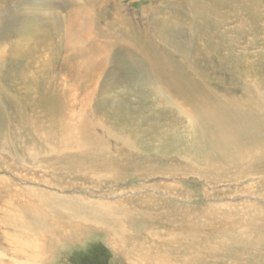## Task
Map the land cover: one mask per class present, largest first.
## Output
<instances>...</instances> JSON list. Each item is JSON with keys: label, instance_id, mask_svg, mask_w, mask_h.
Masks as SVG:
<instances>
[{"label": "rangeland", "instance_id": "374dc122", "mask_svg": "<svg viewBox=\"0 0 264 264\" xmlns=\"http://www.w3.org/2000/svg\"><path fill=\"white\" fill-rule=\"evenodd\" d=\"M71 1L0 0V96L28 108V119L14 115L17 139L0 144V264H132L125 253L133 245L115 248L92 220L106 202L122 203L137 220L155 203L172 216L178 211L170 207H183L213 217L211 226L240 230L241 214H264V147L212 143L189 102L264 97V0H93L96 31L68 43ZM112 5L122 30L106 25ZM154 54L184 63L158 66ZM71 63L83 64L74 76ZM52 75L75 92L74 121L86 127L79 145L31 134ZM26 87L35 88V98L17 95ZM77 155L102 165L94 173L61 167ZM17 200H42V214L73 218L79 229L60 238L49 220L15 211ZM132 226L133 234L148 229L142 221ZM49 231L54 235L31 246L15 240Z\"/></svg>", "mask_w": 264, "mask_h": 264}, {"label": "bare ground", "instance_id": "6f19581e", "mask_svg": "<svg viewBox=\"0 0 264 264\" xmlns=\"http://www.w3.org/2000/svg\"><path fill=\"white\" fill-rule=\"evenodd\" d=\"M92 1L93 0H73L69 5H67V11H69L70 14L68 17L65 15L64 21H67L68 24L64 28V32L65 39L68 43H71L73 39H76L77 42L79 36H91L94 31H96V28H94V24H96V5H94ZM115 8L116 5H112L111 9L113 12L107 15L106 25H111L114 26V29L122 30L121 26L124 22L115 12ZM2 10L3 8L0 12ZM99 14L102 13L99 12ZM100 32L103 34L107 31L100 29ZM139 47L141 46L139 45ZM154 55V64L165 68L167 67L157 64L156 61L162 60L165 64L171 66V68L184 63L181 60L176 62L177 59H174L175 61H173L171 58L166 57V55L163 54L161 55L162 57L159 56V54ZM182 56L183 54L181 57ZM66 61L69 62L68 59ZM0 67H3L2 62H0ZM80 67H83V64L74 63L71 65L69 67L70 74L74 76L73 72L77 71ZM86 75L87 73H84L82 76L85 77ZM178 80H181V78L176 77V80L169 81ZM48 83V90L46 91V96L44 97L43 104L41 105L42 107L39 112L36 111L39 119L36 118L34 122L32 121L31 123L33 128V130H31V132L33 131L31 134L35 135L36 138L39 139L35 138L36 140L40 141L42 139L43 142H47V144L50 140H53V143L55 141L58 144L64 145L81 144L82 139L80 138V134L85 133L86 127L84 123L77 124V121H74L76 116L73 109V97L75 96V92L71 93L70 90L65 88L62 76L52 75ZM173 83L174 82L170 84V87ZM16 85L17 84L11 85L10 87L14 88ZM34 89L35 88L26 87L24 91L17 93V95L25 93L30 97L32 95L31 91ZM18 91H20V88L17 89V92ZM35 96L36 95L34 93L30 99L35 98ZM238 98L239 96L237 99ZM242 98L243 97H241L240 100L238 99L239 101L236 99L229 100V98L225 97L211 100L204 99L189 101L194 106H198L197 113L199 116V126L203 130L209 132V140L212 143L232 141L234 144L241 143L253 148L264 147V97L258 95L255 100L247 101L244 99L241 100ZM2 99L4 98L0 96V144H13V142L17 139L16 137L14 138L17 128L14 121V119H16L14 115H17V118L25 117L28 119V116L24 113L28 108L23 104V102L21 103L20 100L11 102V104H3ZM38 141L36 143H38ZM21 146H23V144ZM62 146L63 145H61V147ZM18 148L16 149L18 150ZM66 165H70L73 168H85L86 171L94 173L96 167L98 165L101 166L102 164L99 160L94 159L91 156H78L75 158H68L66 164L61 165V167L63 168ZM81 177H83V175H81ZM44 197L55 200L53 199L54 196L51 193H46ZM26 200L29 199L27 198ZM7 202L8 206L11 207V200L8 197ZM35 203L36 202L33 203V201L32 203H26L23 201L20 203L17 200L15 203V211L21 210L26 213L25 208H27L28 214L32 217L36 219L44 218L46 221L49 220L50 224L52 226L55 225L56 230L60 231V238L62 237L63 239H68L67 237L70 236L73 231L79 229V223H74L73 221L71 222V219L73 218L70 219V222H66L65 220H61L63 218H59L60 214L59 216L58 214L52 213L42 214L41 212L43 211V208L41 206L46 204L42 200H39L38 204ZM100 205L101 207L99 212L96 211L98 215L95 213L92 220L99 225L105 226L109 242L115 248L118 247L119 244L133 245V249L131 248L132 251L125 253L127 261L132 264H264V214L257 213V215L254 214L255 217H249L248 215L247 219H245L246 216H244L245 218H242L241 214L237 224L245 223V226L242 230H240V228H237L236 225H229L225 223H219L216 226H211L210 224L213 217L205 218L204 215H200L195 212L191 213L190 209L188 210L183 207H170L169 210L178 211L177 215L172 216L169 215L168 212L162 210V206H157L154 203L145 209L144 217H140L139 220H137L136 217H131V211L125 210L122 207V203L112 204L106 202ZM75 208L78 209V207ZM92 208L94 207L92 206ZM140 221H142L141 228L148 227V229L139 232L138 234H133V231H131L132 229L128 230L129 227L133 228L132 225L140 223ZM34 234L29 236L26 234L19 235V237L17 235L15 240L25 246L40 242V240L45 241L49 236L54 235L51 231L44 235H42V232L41 234ZM136 235L139 236L136 237ZM119 250L121 249L119 248ZM28 255L31 256L32 254Z\"/></svg>", "mask_w": 264, "mask_h": 264}]
</instances>
